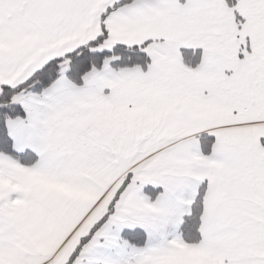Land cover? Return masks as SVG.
<instances>
[{"label":"snow or ice","instance_id":"1","mask_svg":"<svg viewBox=\"0 0 264 264\" xmlns=\"http://www.w3.org/2000/svg\"><path fill=\"white\" fill-rule=\"evenodd\" d=\"M0 264H264V0H0Z\"/></svg>","mask_w":264,"mask_h":264}]
</instances>
